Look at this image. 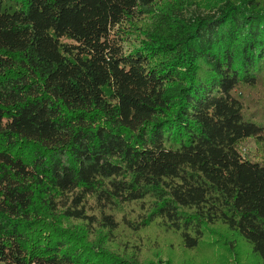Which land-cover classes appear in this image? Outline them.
<instances>
[{"label": "trees", "instance_id": "16d2710c", "mask_svg": "<svg viewBox=\"0 0 264 264\" xmlns=\"http://www.w3.org/2000/svg\"><path fill=\"white\" fill-rule=\"evenodd\" d=\"M192 2L0 0V264H84L62 219L111 241L158 224L187 250L221 228L264 264V162L241 150L264 142L242 97L264 0Z\"/></svg>", "mask_w": 264, "mask_h": 264}, {"label": "rangeland", "instance_id": "374dc122", "mask_svg": "<svg viewBox=\"0 0 264 264\" xmlns=\"http://www.w3.org/2000/svg\"><path fill=\"white\" fill-rule=\"evenodd\" d=\"M193 1L188 3L191 5L189 10L197 9L208 12L212 11L213 5L219 0ZM165 5L166 2L162 3L160 7ZM129 37L131 40L125 43L127 49L133 47V43L138 44V41L133 39L132 33L129 34ZM242 93L247 113L264 125V74L261 76V81L257 87L243 89ZM241 150L246 156L264 162V142H258L255 139L247 140L242 144ZM61 222L64 228L78 233L79 242L68 238L66 243L74 245L73 248L80 247L82 249L80 259L84 264H112L115 260L111 256L123 259L122 255L134 256L142 264H151L152 262L154 264H219L220 262L252 264L255 261L250 256L251 251L247 244H240L241 241L232 234L225 233V231L221 232L223 231L221 228L210 230L197 249L187 250L176 233L166 230L158 224H152L138 233L122 229L115 232L117 241H111L110 236L102 234L100 230L92 234L90 231L82 229L83 224L79 222L63 219ZM86 243L91 247L95 246L96 249H98L97 246L101 247L102 245L107 251H111L109 252L111 256L103 254L99 250L88 249L89 247L85 246ZM120 243L127 248L122 249L123 246ZM239 259L240 261H238Z\"/></svg>", "mask_w": 264, "mask_h": 264}]
</instances>
